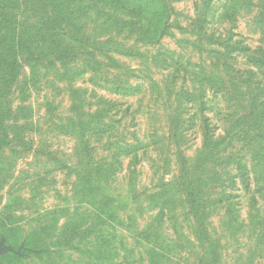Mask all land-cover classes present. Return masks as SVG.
<instances>
[{"label": "rangeland", "instance_id": "obj_1", "mask_svg": "<svg viewBox=\"0 0 264 264\" xmlns=\"http://www.w3.org/2000/svg\"><path fill=\"white\" fill-rule=\"evenodd\" d=\"M0 247L264 264V0H0Z\"/></svg>", "mask_w": 264, "mask_h": 264}, {"label": "trees", "instance_id": "obj_2", "mask_svg": "<svg viewBox=\"0 0 264 264\" xmlns=\"http://www.w3.org/2000/svg\"><path fill=\"white\" fill-rule=\"evenodd\" d=\"M164 27L168 29L170 27L169 23H165ZM31 238H32V236H29L26 239L25 246L21 250V255H19V256H16L15 254H10V255H14L16 257H22V256L24 257L27 255L41 256L43 253V250H41L40 248H36L35 246H32ZM14 248L17 249L15 246H14Z\"/></svg>", "mask_w": 264, "mask_h": 264}, {"label": "water", "instance_id": "obj_3", "mask_svg": "<svg viewBox=\"0 0 264 264\" xmlns=\"http://www.w3.org/2000/svg\"><path fill=\"white\" fill-rule=\"evenodd\" d=\"M5 252H14V250L11 247H0V255Z\"/></svg>", "mask_w": 264, "mask_h": 264}]
</instances>
